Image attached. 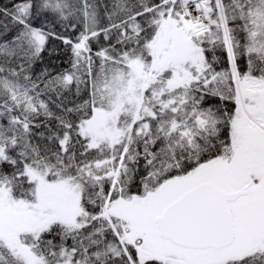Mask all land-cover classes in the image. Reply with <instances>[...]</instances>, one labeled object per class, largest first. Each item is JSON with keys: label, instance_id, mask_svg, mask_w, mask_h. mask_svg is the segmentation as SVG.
Segmentation results:
<instances>
[{"label": "snow or ice", "instance_id": "1", "mask_svg": "<svg viewBox=\"0 0 264 264\" xmlns=\"http://www.w3.org/2000/svg\"><path fill=\"white\" fill-rule=\"evenodd\" d=\"M0 264H264V0H0Z\"/></svg>", "mask_w": 264, "mask_h": 264}, {"label": "trees", "instance_id": "2", "mask_svg": "<svg viewBox=\"0 0 264 264\" xmlns=\"http://www.w3.org/2000/svg\"><path fill=\"white\" fill-rule=\"evenodd\" d=\"M4 2L6 3V2H7V0H4Z\"/></svg>", "mask_w": 264, "mask_h": 264}]
</instances>
